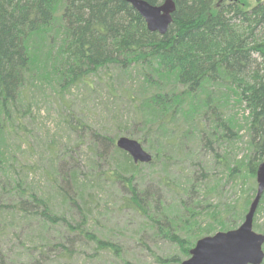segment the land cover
Instances as JSON below:
<instances>
[{"label":"trees","instance_id":"1","mask_svg":"<svg viewBox=\"0 0 264 264\" xmlns=\"http://www.w3.org/2000/svg\"><path fill=\"white\" fill-rule=\"evenodd\" d=\"M145 1L159 5L164 0ZM173 1V22L161 35L148 31L125 0H0V234L13 230L16 219L38 224V239L27 234L31 253L25 264H45L49 254L67 262L79 238L92 241L95 253L111 252L122 261L116 242L86 227L93 200L105 185L128 190L121 206L150 221L153 217L162 236L181 250L162 258V264H179L200 237L235 229L243 221L264 160V0L253 6L245 0ZM44 85L61 98L82 85L108 100L103 113L112 120L108 128L88 130L85 165L75 152L85 126L73 117L68 129L80 135L72 162L56 141L46 146L47 156L32 153L36 140L25 135L32 90ZM230 105L243 106L245 114L239 119ZM122 108L126 114H120ZM120 136L145 145L152 160L135 163L116 146ZM236 137L246 139V152L232 163L214 146L226 149ZM22 145L24 151L13 148ZM202 147L212 153L207 163L223 167L226 180L243 193L240 199L223 200V184L201 161L187 167L185 180L170 175L171 164L196 156ZM143 166L149 168L148 180L140 184ZM37 176L49 195L56 193L82 219L73 221L56 206L55 196L39 192ZM153 182L172 196L171 203L155 200ZM262 203L264 193L256 212ZM58 227V237L50 235L49 229ZM253 227L258 229L254 221ZM5 260L15 264L0 247V264Z\"/></svg>","mask_w":264,"mask_h":264},{"label":"rangeland","instance_id":"2","mask_svg":"<svg viewBox=\"0 0 264 264\" xmlns=\"http://www.w3.org/2000/svg\"><path fill=\"white\" fill-rule=\"evenodd\" d=\"M245 1L250 4V6L256 3V0ZM99 80L102 81V79ZM60 96H62L61 93H53L46 85L32 90V117L26 127L28 133H25V135L32 136L36 140L35 147L32 150L34 155H38L42 152V154L45 153L44 156H47L46 146L56 141V143H60L59 146L61 151H67L72 155L71 159L67 160L68 163H70L73 157L76 158V154L74 153L76 147L74 146L78 143V136L80 134L71 133L69 131L67 120H69L70 117H73L75 121L81 120L85 126L83 130L86 132H83V136L85 137L79 140L82 141V144L75 152L78 153L77 155L81 163L83 164L84 162L83 165H85L87 162L86 146L89 143L88 130L99 131V129L108 128L112 120V116L109 112L106 111L103 113L108 100L105 96H99L98 90L89 88L87 90L85 86L82 85L66 91L64 98ZM229 109H231L230 112L232 114H237L239 119L245 114L243 106L234 107L230 105ZM119 112L120 114H126L127 110L122 108ZM123 117H125V115ZM239 123H243V121L241 120ZM239 133L240 136H244L245 134L244 130ZM245 141L246 139L244 137H236V139H231L229 146L226 148L228 150L225 149V145H216L214 147L220 154L227 156V158L234 163L236 159H240L245 155ZM142 147L145 151L150 153L145 145H142ZM13 148L16 152H19L24 151L26 146L22 145L21 149L16 146ZM150 154L152 155V153ZM192 156L194 157L195 155ZM192 156H187L182 162L179 161V164H171L169 170H174H172L173 172L170 173V175L174 176L173 178L185 180L186 173L190 172L187 167L193 169L194 165L192 162L197 164V161H201L204 163V166L206 165L208 168L209 174L211 173L212 176L217 177L223 184V200L235 201L236 199H240L239 197L243 193L239 192V189L237 190L233 181L228 182V180H226L227 173L225 169L213 164L212 161L207 163V161L212 158V153L209 149L202 147L198 150L195 161H192ZM154 168L156 172H158L160 163L155 165ZM148 171L149 168L147 166L142 167L141 172L144 174L145 180H138L137 183L142 184L148 180ZM40 180L39 176L35 179L36 183H40L38 184L40 187L39 192L43 193L48 199L57 195L53 191H51L49 195L47 186L43 184L44 182H39ZM150 185L152 187L150 192L152 195L155 193L154 197L157 199H154L157 200L160 205L161 203L164 205V203H171L173 201L172 196L157 188L155 182ZM199 185L200 182L197 183V186ZM98 192L99 194L93 200L92 214L86 223V227L96 236L116 242L121 248V256L124 259L122 258L123 260L121 261L119 259L120 257L117 258L111 252L101 251L95 253V245L92 241L79 238L78 242H76L78 250L75 252L73 258L64 262L58 260V257H55L54 254H49L46 261L50 259L45 264H124V262L130 264H162V258L169 259L176 253L179 255L181 254L179 248L169 242L164 235L162 236V233L157 229L159 224L154 221L153 217L150 221L140 214L121 206L124 203L123 197L128 195V190L126 191L119 186L105 185ZM201 193L202 192H200V194ZM54 200L60 211L71 216L73 221L78 222L82 219V217H80L81 215L75 209H72L66 204H62L57 196H55ZM261 205H263L262 210L260 213L259 211L255 213V220H253L258 229L253 227V230L258 234L264 235V203ZM152 209H154L153 206ZM152 215H154V213ZM155 219L159 220L160 218ZM201 219L203 220L202 222H207L205 217ZM16 220L12 221V223H14L13 230H4V233L0 234V247L4 258L9 257L10 260L15 261V264H25V262L30 260V251L28 250L31 247L29 245L31 238H28L27 234L32 233L34 236L33 240L38 239L39 232L37 230L39 226L34 221L19 223ZM241 223L242 222H240V224ZM5 226L7 225H2L3 228H5ZM61 230L62 229L59 227L52 228L49 229V233L54 237H58L56 234ZM7 261L8 260H5L4 263L7 264ZM165 264L170 263L165 262ZM262 264H264V260Z\"/></svg>","mask_w":264,"mask_h":264},{"label":"water","instance_id":"3","mask_svg":"<svg viewBox=\"0 0 264 264\" xmlns=\"http://www.w3.org/2000/svg\"><path fill=\"white\" fill-rule=\"evenodd\" d=\"M140 14L150 32L165 34L173 22L176 5L164 0L152 5L145 0H125ZM116 146L128 153L135 163H149L150 153L135 139L120 136ZM256 193L242 223L235 229L218 231L202 237L189 250V257L179 264H261L264 260V235L253 230V220L264 193V160L256 170Z\"/></svg>","mask_w":264,"mask_h":264}]
</instances>
